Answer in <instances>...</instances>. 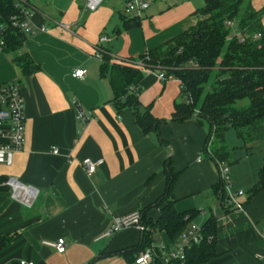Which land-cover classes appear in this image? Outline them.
I'll return each instance as SVG.
<instances>
[{
  "label": "crops",
  "instance_id": "crops-1",
  "mask_svg": "<svg viewBox=\"0 0 264 264\" xmlns=\"http://www.w3.org/2000/svg\"><path fill=\"white\" fill-rule=\"evenodd\" d=\"M129 1L103 0L84 13L83 0H32L30 22L47 31L27 35L18 55L27 54L39 69L25 76L9 54L0 53V85L20 84L25 115L23 145L11 166L0 165V238L12 237L0 250V264H134L147 250L146 230L102 235L115 217L132 211L141 212L144 228L159 220L155 203L166 190L169 158L177 173L175 208L196 214L174 238L156 231V245L171 253L192 226L203 229L214 218L218 256L204 264H264V188L251 193L264 165V141L245 144L229 129V160L217 164L204 152L215 146L213 137L207 144L206 125L195 118L172 121L175 104L184 100L178 80L146 71L141 109L149 107L163 122L157 132L145 133L132 109L117 111L109 79L101 74L104 55L138 63L194 26L204 0H143L149 7L140 26L124 30L123 19L134 16L126 12ZM252 5L262 10L264 0ZM75 69L87 71L84 80L73 77ZM79 110L86 122L78 120ZM84 159L103 161L92 177L79 166ZM221 168H228L230 193L242 209L214 195V187L224 184ZM11 179L38 191L32 207L12 198ZM58 239L65 240L64 253L43 245Z\"/></svg>",
  "mask_w": 264,
  "mask_h": 264
},
{
  "label": "trees",
  "instance_id": "trees-1",
  "mask_svg": "<svg viewBox=\"0 0 264 264\" xmlns=\"http://www.w3.org/2000/svg\"><path fill=\"white\" fill-rule=\"evenodd\" d=\"M2 23L7 26L4 53H18L27 34L14 28L11 18L20 15L15 0H0ZM197 23L187 31L141 56L137 61L112 62L103 56L101 74L108 77L113 90V105L117 111L130 108L138 126L145 132H157L163 121L155 119L149 107L142 110L139 102L140 84L147 70H158L179 81L183 101L176 103L172 121L184 122L195 118L209 129L207 144L215 139L213 152H204L217 164L229 160L226 133L234 130L245 144L264 141V8L255 10L252 0H204L196 12ZM141 18L123 19V29L140 26ZM260 34L259 38L256 35ZM13 63L25 76L39 69L27 54L17 55ZM139 65L142 66L139 67ZM248 100L245 107L239 103ZM166 190L155 203L160 207L159 220L145 225L143 243L146 249L155 247V264H164L165 255L156 245L154 233L165 232L174 238L194 218L196 212L179 213L171 190L176 180L172 159L164 164ZM264 188V165L259 171L252 195ZM214 195L229 204L225 184L214 187ZM142 216V224H143ZM153 230V231H152ZM216 219L211 218L203 227V241L186 249L183 260L168 264H204L218 256L216 248ZM209 237H213L209 241ZM11 236L0 238V250L11 241ZM145 249V250H146ZM137 254L134 257V263ZM19 264V263H18Z\"/></svg>",
  "mask_w": 264,
  "mask_h": 264
},
{
  "label": "built area",
  "instance_id": "built-area-1",
  "mask_svg": "<svg viewBox=\"0 0 264 264\" xmlns=\"http://www.w3.org/2000/svg\"><path fill=\"white\" fill-rule=\"evenodd\" d=\"M32 0H15V7L20 11V15L11 18L14 28H18L25 32L27 35H36L38 32L47 31L46 27H35L30 22V13L28 8ZM83 12H94L97 10L103 0H83ZM149 7V2L143 0H131L127 3L126 12L134 13V16L141 17L142 13ZM2 15L0 14V53H4L6 47V32L7 26L2 23ZM261 35L257 34L256 38ZM106 38L101 41H106ZM87 71L84 69H75L73 77L79 80H84ZM160 79H165V74L158 75ZM78 120L82 122L87 121V116L84 111H78ZM24 98L21 86L18 82H10L0 85V165L11 166L13 154L19 151L23 145L24 136ZM54 155L58 154L57 149H53ZM103 164L102 160L92 161L91 159H84L79 162V166L83 169L87 176L92 177L97 169ZM222 179L225 184L226 191L229 197V203L237 209H242L243 205L235 201L234 196L230 193V177L228 168H221ZM8 186L12 189V198L25 207H32L38 197V191L30 187L22 185L18 181L11 179ZM239 196L243 195L242 192L238 193ZM135 228L139 231H145L142 226V214L140 211H132L126 215L117 216L113 219L110 228L102 235V237H111L119 234L120 232ZM203 229L192 226L187 234L182 236L180 243L176 249L165 255L162 246L159 247L165 255L164 264H168L171 260H183L185 258L186 249L191 248L193 245L200 244L203 241ZM213 237H209L212 241ZM43 245L54 248L58 253H64L66 243L64 239H58L56 242H43ZM156 248L152 247L140 254L134 264H155L157 254ZM19 264H34L32 262L20 261Z\"/></svg>",
  "mask_w": 264,
  "mask_h": 264
},
{
  "label": "rangeland",
  "instance_id": "rangeland-1",
  "mask_svg": "<svg viewBox=\"0 0 264 264\" xmlns=\"http://www.w3.org/2000/svg\"><path fill=\"white\" fill-rule=\"evenodd\" d=\"M129 15L133 16L134 13L131 12V13H129ZM18 54H19V53H13V54L7 55V57L10 58V61H11V63H12V62H13V59H14ZM13 64H14V63H13ZM14 65H15V64H14ZM15 66H16V65H15ZM248 103H249V101H248V100H245V101L240 102L238 106H239L240 108H241V107H245V106L248 105Z\"/></svg>",
  "mask_w": 264,
  "mask_h": 264
},
{
  "label": "water",
  "instance_id": "water-1",
  "mask_svg": "<svg viewBox=\"0 0 264 264\" xmlns=\"http://www.w3.org/2000/svg\"><path fill=\"white\" fill-rule=\"evenodd\" d=\"M30 188H31V187H30ZM31 189L36 190V189H34V188H31Z\"/></svg>",
  "mask_w": 264,
  "mask_h": 264
}]
</instances>
